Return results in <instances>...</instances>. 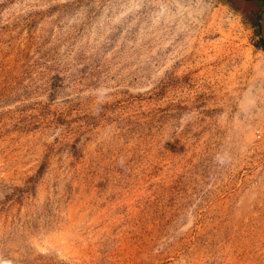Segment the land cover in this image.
<instances>
[{
    "label": "rangeland",
    "instance_id": "374dc122",
    "mask_svg": "<svg viewBox=\"0 0 264 264\" xmlns=\"http://www.w3.org/2000/svg\"><path fill=\"white\" fill-rule=\"evenodd\" d=\"M263 11L0 0V264H264Z\"/></svg>",
    "mask_w": 264,
    "mask_h": 264
},
{
    "label": "water",
    "instance_id": "95a60500",
    "mask_svg": "<svg viewBox=\"0 0 264 264\" xmlns=\"http://www.w3.org/2000/svg\"><path fill=\"white\" fill-rule=\"evenodd\" d=\"M260 31H261V38L264 41V11H263L262 18H261Z\"/></svg>",
    "mask_w": 264,
    "mask_h": 264
},
{
    "label": "built area",
    "instance_id": "2783aa9c",
    "mask_svg": "<svg viewBox=\"0 0 264 264\" xmlns=\"http://www.w3.org/2000/svg\"><path fill=\"white\" fill-rule=\"evenodd\" d=\"M256 137L257 138H261V134H260V132L258 130H256Z\"/></svg>",
    "mask_w": 264,
    "mask_h": 264
},
{
    "label": "trees",
    "instance_id": "16d2710c",
    "mask_svg": "<svg viewBox=\"0 0 264 264\" xmlns=\"http://www.w3.org/2000/svg\"><path fill=\"white\" fill-rule=\"evenodd\" d=\"M260 42H261V46L264 48V41L262 38H261Z\"/></svg>",
    "mask_w": 264,
    "mask_h": 264
},
{
    "label": "crops",
    "instance_id": "0c3cea01",
    "mask_svg": "<svg viewBox=\"0 0 264 264\" xmlns=\"http://www.w3.org/2000/svg\"><path fill=\"white\" fill-rule=\"evenodd\" d=\"M260 1H264V0H260Z\"/></svg>",
    "mask_w": 264,
    "mask_h": 264
}]
</instances>
